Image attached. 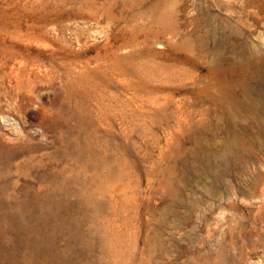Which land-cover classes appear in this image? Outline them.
Returning a JSON list of instances; mask_svg holds the SVG:
<instances>
[{
    "label": "rangeland",
    "instance_id": "1",
    "mask_svg": "<svg viewBox=\"0 0 264 264\" xmlns=\"http://www.w3.org/2000/svg\"><path fill=\"white\" fill-rule=\"evenodd\" d=\"M0 264H264V0H0Z\"/></svg>",
    "mask_w": 264,
    "mask_h": 264
},
{
    "label": "bare ground",
    "instance_id": "2",
    "mask_svg": "<svg viewBox=\"0 0 264 264\" xmlns=\"http://www.w3.org/2000/svg\"><path fill=\"white\" fill-rule=\"evenodd\" d=\"M215 156H216V154H215ZM212 157H214V156H212ZM218 158H219L220 161L223 160L224 159V154L223 153H218ZM216 159H215V161H216Z\"/></svg>",
    "mask_w": 264,
    "mask_h": 264
}]
</instances>
